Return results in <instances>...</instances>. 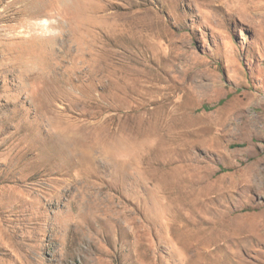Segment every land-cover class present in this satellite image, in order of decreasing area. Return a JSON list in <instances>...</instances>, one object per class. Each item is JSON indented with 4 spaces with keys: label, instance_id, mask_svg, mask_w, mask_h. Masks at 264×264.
<instances>
[{
    "label": "rangeland",
    "instance_id": "374dc122",
    "mask_svg": "<svg viewBox=\"0 0 264 264\" xmlns=\"http://www.w3.org/2000/svg\"><path fill=\"white\" fill-rule=\"evenodd\" d=\"M0 264H264V0H0Z\"/></svg>",
    "mask_w": 264,
    "mask_h": 264
},
{
    "label": "bare ground",
    "instance_id": "6f19581e",
    "mask_svg": "<svg viewBox=\"0 0 264 264\" xmlns=\"http://www.w3.org/2000/svg\"><path fill=\"white\" fill-rule=\"evenodd\" d=\"M233 17V16H232Z\"/></svg>",
    "mask_w": 264,
    "mask_h": 264
}]
</instances>
